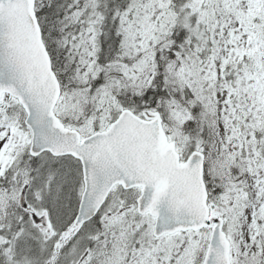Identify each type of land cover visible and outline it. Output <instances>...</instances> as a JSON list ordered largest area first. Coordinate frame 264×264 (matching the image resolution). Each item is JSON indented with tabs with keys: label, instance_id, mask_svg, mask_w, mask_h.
<instances>
[{
	"label": "snow or ice",
	"instance_id": "snow-or-ice-1",
	"mask_svg": "<svg viewBox=\"0 0 264 264\" xmlns=\"http://www.w3.org/2000/svg\"><path fill=\"white\" fill-rule=\"evenodd\" d=\"M0 264H264V0H0Z\"/></svg>",
	"mask_w": 264,
	"mask_h": 264
}]
</instances>
